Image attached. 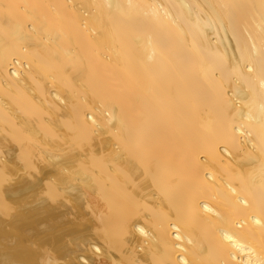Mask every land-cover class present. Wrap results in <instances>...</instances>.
<instances>
[{
    "label": "bare ground",
    "instance_id": "obj_1",
    "mask_svg": "<svg viewBox=\"0 0 264 264\" xmlns=\"http://www.w3.org/2000/svg\"><path fill=\"white\" fill-rule=\"evenodd\" d=\"M0 264H264V0H0Z\"/></svg>",
    "mask_w": 264,
    "mask_h": 264
}]
</instances>
